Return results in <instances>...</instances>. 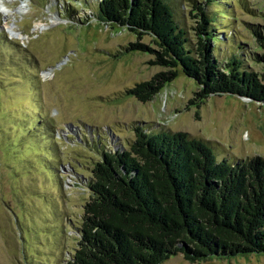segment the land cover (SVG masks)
<instances>
[{
    "label": "rangeland",
    "instance_id": "374dc122",
    "mask_svg": "<svg viewBox=\"0 0 264 264\" xmlns=\"http://www.w3.org/2000/svg\"><path fill=\"white\" fill-rule=\"evenodd\" d=\"M0 1L8 12L0 9V264H64L90 197L87 166L99 149L127 148L135 127L188 134L220 160L264 162V102L200 100L201 87L181 73L148 102L128 95L167 70L153 53L130 51L136 43L157 50L151 37L99 22L97 0ZM192 1L173 4L194 44ZM195 1L215 21L220 65L240 55L264 85L253 34L264 33V0ZM161 264H264V254H176Z\"/></svg>",
    "mask_w": 264,
    "mask_h": 264
},
{
    "label": "trees",
    "instance_id": "16d2710c",
    "mask_svg": "<svg viewBox=\"0 0 264 264\" xmlns=\"http://www.w3.org/2000/svg\"><path fill=\"white\" fill-rule=\"evenodd\" d=\"M97 1L99 22L151 37L157 50L136 43L130 51L153 53L154 65L167 70L128 95L148 102L181 73L201 87L200 100L230 95L264 102V85L245 69L240 55L220 65L215 21L195 0L194 44L178 23L175 0ZM206 2L209 7L211 0ZM253 34L264 51V33ZM254 56L264 64V54ZM133 133L127 148L99 149L87 166L90 197L76 222L77 247L64 264H161L176 254L189 261L264 254L263 160H220L208 143L188 134L142 127Z\"/></svg>",
    "mask_w": 264,
    "mask_h": 264
},
{
    "label": "bare ground",
    "instance_id": "6f19581e",
    "mask_svg": "<svg viewBox=\"0 0 264 264\" xmlns=\"http://www.w3.org/2000/svg\"><path fill=\"white\" fill-rule=\"evenodd\" d=\"M2 2L0 1V9H2L3 10V13H5V14H7L8 12H7V10H4L3 9V6H2V4H1ZM22 9V8H21ZM39 27V26H38ZM16 36H19L18 34H16Z\"/></svg>",
    "mask_w": 264,
    "mask_h": 264
}]
</instances>
